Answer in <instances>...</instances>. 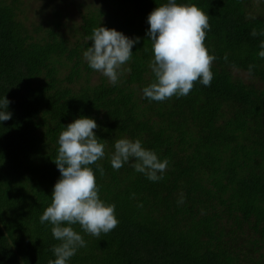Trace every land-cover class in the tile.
<instances>
[{
  "label": "trees",
  "instance_id": "1",
  "mask_svg": "<svg viewBox=\"0 0 264 264\" xmlns=\"http://www.w3.org/2000/svg\"><path fill=\"white\" fill-rule=\"evenodd\" d=\"M99 1L70 40L59 12L27 25L17 0H0V97L11 112L0 122V264L54 259L59 241L39 216L59 177V132L81 115L96 121L105 145L91 167L119 222L98 236L73 224L86 244L68 264H264V16L249 14L252 0H176L208 14L213 76L187 95L154 101L142 95L155 79L146 16L167 0ZM100 24L140 38L115 84L92 82L82 56ZM122 137L168 161L160 179L134 171L131 158L112 168Z\"/></svg>",
  "mask_w": 264,
  "mask_h": 264
},
{
  "label": "clouds",
  "instance_id": "2",
  "mask_svg": "<svg viewBox=\"0 0 264 264\" xmlns=\"http://www.w3.org/2000/svg\"><path fill=\"white\" fill-rule=\"evenodd\" d=\"M146 22L145 35L151 41L152 51L148 67L155 79L142 88V95L149 100L163 101L173 95H187L194 81L208 86L213 76L210 65L214 60L203 43L209 28L208 14L195 4L167 0L147 14ZM250 35L256 36L257 32L252 30ZM86 39L91 44L82 56L88 67L115 84L121 75V66L129 61L132 46L140 38L100 24ZM257 55L264 58V40L259 43ZM252 67L249 65V72ZM9 103L5 95L0 97V122L11 117ZM95 128L93 118L81 115L59 132L57 154L53 159L59 177L52 185L51 202L39 216L41 224L47 221L52 225V237L59 241L51 247L54 259H49L48 264H68L77 248L85 246L86 241L73 229V224H79L84 233L98 236L109 232L119 222L115 205L104 202L98 195L99 186L91 165L104 157L105 145L95 135ZM113 149L109 160L113 169L120 168L131 158L134 171L152 181L162 177L168 163L166 159H158L153 150L143 147L139 139H116ZM96 169L103 173L100 165L97 164Z\"/></svg>",
  "mask_w": 264,
  "mask_h": 264
},
{
  "label": "rangeland",
  "instance_id": "3",
  "mask_svg": "<svg viewBox=\"0 0 264 264\" xmlns=\"http://www.w3.org/2000/svg\"><path fill=\"white\" fill-rule=\"evenodd\" d=\"M11 2L12 0H3ZM18 7L22 9L23 14L20 16L26 17L27 25H38L54 16L55 11L61 15V22L64 24L62 33L68 39H73L76 32L74 29L80 23L81 13L86 8L98 7L101 5L99 0H17ZM90 2V4H88ZM248 12L252 16H264V0H252L247 7ZM242 78L247 75L244 72H236ZM92 82H98L104 78L107 82L108 79L100 72L93 70L91 73Z\"/></svg>",
  "mask_w": 264,
  "mask_h": 264
}]
</instances>
